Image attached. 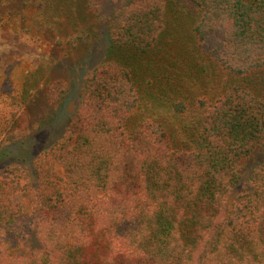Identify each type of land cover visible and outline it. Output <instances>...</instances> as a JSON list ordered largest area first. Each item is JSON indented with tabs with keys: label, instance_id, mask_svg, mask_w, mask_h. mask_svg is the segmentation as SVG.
<instances>
[{
	"label": "trees",
	"instance_id": "obj_1",
	"mask_svg": "<svg viewBox=\"0 0 264 264\" xmlns=\"http://www.w3.org/2000/svg\"><path fill=\"white\" fill-rule=\"evenodd\" d=\"M72 8L100 55L53 142L0 163V264H264V0H0L56 41L48 14Z\"/></svg>",
	"mask_w": 264,
	"mask_h": 264
},
{
	"label": "rangeland",
	"instance_id": "obj_2",
	"mask_svg": "<svg viewBox=\"0 0 264 264\" xmlns=\"http://www.w3.org/2000/svg\"><path fill=\"white\" fill-rule=\"evenodd\" d=\"M23 11L27 13L0 14V138L3 128L19 113L20 107L25 106L29 113V127L25 135L0 148V163L23 161L28 165L32 156L60 133L65 118L73 112L77 101L74 92L80 78L100 55L99 39L91 46L76 48L72 41L74 35L87 32L89 26L98 38L102 31L94 16L87 14L89 9L82 10L84 15L74 8L72 11L58 9L47 14L49 23L55 27L53 32L62 35L57 40L63 41L59 44L56 38L35 27L34 9ZM73 63H77L75 68ZM51 78L66 80L71 93L74 90L72 95H67L65 103L51 105L44 101L42 85ZM150 109L148 104H142L134 113V121L143 119Z\"/></svg>",
	"mask_w": 264,
	"mask_h": 264
}]
</instances>
